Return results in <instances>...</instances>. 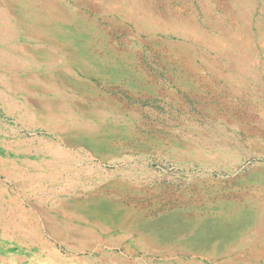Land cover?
I'll use <instances>...</instances> for the list:
<instances>
[{"label":"rangeland","instance_id":"374dc122","mask_svg":"<svg viewBox=\"0 0 264 264\" xmlns=\"http://www.w3.org/2000/svg\"><path fill=\"white\" fill-rule=\"evenodd\" d=\"M16 1L0 264H264V0Z\"/></svg>","mask_w":264,"mask_h":264},{"label":"bare ground","instance_id":"6f19581e","mask_svg":"<svg viewBox=\"0 0 264 264\" xmlns=\"http://www.w3.org/2000/svg\"><path fill=\"white\" fill-rule=\"evenodd\" d=\"M34 0H23V4H25V2H28V3H32ZM42 1V0H41ZM8 2V1H7ZM6 2V3H7ZM38 2V1H37ZM4 4V3H3ZM13 4V3H12ZM15 4H17V5H21V0H17L16 1V3ZM33 4H35V3H33ZM2 5V4H1ZM51 5V4H50ZM6 6V5H5ZM13 6V5H12ZM16 6V5H15ZM24 6V5H23ZM44 7L47 9V10H50V6L48 5V6H46V5H44ZM22 8V7H21ZM30 9V8H29ZM28 9V10H29ZM33 9V8H32ZM5 10V9H4ZM35 10V9H34ZM37 10H38V8H37ZM1 11V10H0ZM8 11H10L9 13L7 12V13H5L6 15H10L11 14V10L10 9H8ZM36 11V10H35ZM39 11V10H38ZM2 12H4V11H2ZM25 12V11H24ZM50 12V11H49ZM41 13V12H40ZM4 14V15H5ZM38 14V13H37ZM30 15V14H29ZM33 15V14H32ZM49 15V14H48ZM46 16V15H45ZM42 17V16H41ZM40 18V17H39ZM46 18H52V16L50 17V16H48V17H46ZM5 19V18H4ZM42 19V18H41ZM34 20V19H33ZM33 20H32V22H33ZM36 20V19H35ZM40 21V20H39ZM46 21H48V20H46ZM45 21V22H46ZM38 23H40V22H38ZM46 23H48V22H46ZM44 24V23H43ZM35 24H32L31 26L33 27ZM35 33V32H34ZM2 55H4V53L2 54ZM1 94H3V93H1ZM0 98H3V97H0ZM2 104V103H1ZM0 104V105H1ZM6 106V105H5ZM8 106V105H7ZM12 107V106H11ZM5 109V108H4ZM8 109V108H7ZM30 150V149H29ZM48 164V163H47ZM34 165V164H33ZM35 171V170H34ZM8 175V174H7ZM27 174H25V176H26ZM28 176V175H27ZM56 177V176H55ZM52 180H54V179H52ZM29 181V180H28ZM51 181V180H50ZM80 203V202H79ZM15 213V212H14ZM8 218H10V217H8ZM2 219V218H1ZM1 222V221H0ZM16 222H17V220H16ZM8 224V223H7ZM21 225V224H20ZM23 225V224H22ZM25 234V233H24ZM44 245V244H43ZM45 248V247H44ZM48 248V247H47ZM51 251V250H50ZM46 255V254H45ZM56 258V257H55ZM60 260V259H59ZM58 261V260H57ZM63 263V262H62ZM61 264V263H60Z\"/></svg>","mask_w":264,"mask_h":264}]
</instances>
